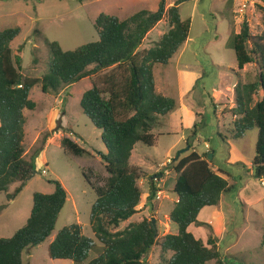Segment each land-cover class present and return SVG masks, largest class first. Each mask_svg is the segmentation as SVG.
Listing matches in <instances>:
<instances>
[{
    "label": "rangeland",
    "instance_id": "obj_1",
    "mask_svg": "<svg viewBox=\"0 0 264 264\" xmlns=\"http://www.w3.org/2000/svg\"><path fill=\"white\" fill-rule=\"evenodd\" d=\"M176 1L0 0V32L8 28H21L20 36L13 43L14 54L22 57V72L25 76L41 78L50 60L46 40L59 43L64 51H74L99 40L95 21L101 14L125 20L140 11L156 12L163 2L168 10ZM236 1L199 0L181 6V19L191 21L189 43L187 47L183 45L167 68L172 80L181 75L184 102L193 112V115L186 117L188 142L181 140L180 123L176 119L171 121L169 116L167 120L171 124L168 122V125L161 127L157 134L165 129L174 131L172 134L158 136L154 147L136 146L131 165L142 167L146 174L139 182L142 201L137 208L139 213L131 221L122 224L119 230L123 231L131 223L148 219L155 220L159 241L167 234H177L178 227L169 218L171 207L178 201V197L172 193L177 178L173 168L180 159L194 152L200 156L212 154L210 166L218 173L223 172L220 175L234 189L222 196L217 208H206L200 213V226L208 224L211 228L193 226L192 231L203 239H207L213 232L219 240L221 253L234 264H264V180L253 178L252 165L256 156L258 132H249L239 142L225 140L229 137L228 130L233 120L230 112L235 107L233 86L228 85L225 92L216 94L219 101L217 105L212 99L214 89L220 90L222 83L232 85L238 82L235 52L226 48L235 28L239 30L243 22L247 21L253 36L264 35V2ZM171 3L174 4L169 7ZM232 5L233 10L236 9L233 15ZM235 17L239 20L236 21ZM170 28L168 18H165L150 31L139 52L160 42ZM36 31L40 33L35 34ZM157 68L156 75L162 83L167 70L163 66ZM226 68L230 71L227 72ZM258 72L256 64L248 65L240 73V80L244 83L255 81ZM111 74L118 75L119 72L109 69L58 94H45L41 86L32 90L30 98L37 107L33 111L24 112V145L27 160L37 154L36 175L29 179L24 190L9 204L6 195H0V239L11 238L26 224L32 212L34 195H50L54 192L51 181L63 184L68 200L50 238L42 245L24 252L25 264H73L70 261L50 259L48 247L61 230L74 224L81 225L84 234L96 241L90 215L96 200L95 189L105 186L109 177L103 160L107 150L102 141V131L86 117L80 102L93 84L103 87L105 78ZM174 91L175 97L178 96L176 88ZM194 132H197L196 135ZM64 138L77 143L86 153L76 157L65 150L62 147ZM153 182L158 191L155 199L150 201ZM17 186L11 187L10 192L15 191ZM150 203L153 205L152 212ZM211 210L215 213L211 214ZM210 219L212 223H209ZM97 253V249L92 251L84 264L95 259ZM159 254V248L154 247L146 257L147 264H159Z\"/></svg>",
    "mask_w": 264,
    "mask_h": 264
},
{
    "label": "trees",
    "instance_id": "obj_2",
    "mask_svg": "<svg viewBox=\"0 0 264 264\" xmlns=\"http://www.w3.org/2000/svg\"><path fill=\"white\" fill-rule=\"evenodd\" d=\"M195 1L177 0L168 10L163 2L156 12L140 11L125 20L101 14L95 21L99 40L74 51H64L59 43L46 40L50 60L41 78L25 76L22 57L14 54L13 43L21 28L0 32V195H6L7 204L24 190L36 170L37 154L27 160L24 145V112L37 107L30 98L32 90L41 86L45 94H58L109 69L119 72L106 77L103 87L93 84L80 102L86 117L102 131L107 150L103 160L109 177L105 186L95 189L96 200L90 215L96 241L84 234L81 225L68 226L49 245L50 259L84 264L97 249L98 256L89 264H147L146 257L158 247L159 264H234L221 253L212 229L207 239L191 230L200 226L198 217L204 209L218 207L222 196L234 189L220 175L223 172L218 173L210 166V154L200 156L194 152L173 168L177 178L172 193L178 201L171 207L169 218L177 225V234H167L159 241L157 225L148 219L119 230L139 213L137 208L142 201L139 182L146 174L131 165L133 151L137 145L154 147L158 140L155 130L177 107L175 99L158 91L156 68L168 65L188 41L191 21L181 19L180 7ZM165 18L170 30L153 47L139 52L150 31ZM230 47L236 55L238 72L234 73L237 72L238 82L234 88L235 107L230 112L233 120L225 140L239 142L257 130L253 178L261 181L264 180V35L253 36L245 21L240 33H232ZM252 64L258 66L257 79L244 83L240 73ZM62 147L76 157L86 153L69 138L62 140ZM16 184L19 186L11 193L10 188ZM50 184L54 185L52 194L34 195L26 224L11 238L0 239V264H25L24 252L42 245L54 232L68 193L61 182ZM157 191L154 182L151 183L150 201ZM201 226L211 228L208 224Z\"/></svg>",
    "mask_w": 264,
    "mask_h": 264
},
{
    "label": "crops",
    "instance_id": "obj_3",
    "mask_svg": "<svg viewBox=\"0 0 264 264\" xmlns=\"http://www.w3.org/2000/svg\"><path fill=\"white\" fill-rule=\"evenodd\" d=\"M199 0H196L195 2H198ZM236 1V0H235ZM195 2H193V3H195ZM174 3H171L170 5H169V7H171L172 5H173ZM233 4V3H232ZM235 4L236 5H238V3H237V1L235 2ZM169 7H167V9L169 8ZM234 7H235V5H234ZM181 8V7H180ZM231 10H232V15H233V13H234V11H236V9H234L233 10V5H232V7H231ZM181 15V14H180ZM235 19H236V17H235ZM237 20H239L238 18L236 19V21ZM235 21V20H234ZM234 21H233V19H232V22H233V24L236 26L237 24L236 23H234ZM237 30V31H236ZM240 31H241V27H239V30L237 29V27L235 28V30H234V32L236 33V34H238V33H240ZM188 43H189V39H188V41L185 43V46L187 47V45H188ZM183 47V46H182ZM181 47V48H182ZM226 48L227 49H231V47H230V40L227 42V44H226ZM181 50V49H180ZM179 50V51H180ZM178 54V53H177ZM176 56V55H175ZM170 64H171V61H170V63L168 64V65H166V66H163L164 68H166V72L164 73V76H163V80H162V83H160V80L157 78V75H156V85H157V89H158V91L161 93V94H163L164 96H166V97H171V98H173V99H175L176 100V103H177V107H176V109L173 111V112H171L170 114H168L164 119H163V125L161 126V127H164V126H166V125H168V122H169V125L171 124V121L173 120V119H176V121H178V124L180 123V125H179V128H180V132L182 133V137H181V140H186L187 141V136H186V134L189 132V129H186V117L188 116V115H193V112H191L187 107H186V103L184 102V100H185V96H184V90H183V85H182V80H181V75L179 74L177 77H175V78H177V79H175V80H172V78H171V76L169 75V71H168V66H170ZM237 65V64H236ZM160 66H162V65H160ZM158 67V66H157ZM157 69L158 68H156V72H157ZM227 69V68H226ZM228 71H230L229 69H227V72ZM232 71V70H231ZM161 78V77H160ZM237 83V82H236ZM236 83H234L233 82V84L232 85H230L228 82L227 83H222L223 84V86H222V88L220 89V90H217V89H214V96L212 97V99H213V102H214V104L215 105H217V103H219V101H217V99H218V97H217V93H220L221 94V92H225V89H226V87H228V85L229 86H233V88H235V86H236ZM174 88H176L177 89V95L178 96H176L175 97V95H174V93H175V91H174ZM178 97H179V99H178ZM169 116H171L170 118H171V121H168L167 120V118L169 117ZM177 124V125H178ZM160 127V128H161ZM160 128H158V129H156L155 130V134L157 135V137L158 136H163V135H165V134H172L171 132H174V131H171V130H168V129H165L164 131H159V133L157 134V130H159ZM176 132H177V130H176ZM188 142V141H187ZM138 146V145H137ZM136 149V148H135ZM134 153H135V150L133 151V155H134ZM133 155H132V157H133ZM141 169H142V167H140ZM218 169V168H217ZM222 171V170H221ZM217 208V207H216ZM209 209H215V208H209ZM205 210V209H204ZM215 212L214 211H212L211 210V214H214ZM212 219H210V221H209V223H212V221H211ZM193 228H191V230H192ZM196 234V233H195ZM51 244V243H50ZM49 244V245H50ZM31 257H32V255H30V259H31Z\"/></svg>",
    "mask_w": 264,
    "mask_h": 264
},
{
    "label": "water",
    "instance_id": "obj_4",
    "mask_svg": "<svg viewBox=\"0 0 264 264\" xmlns=\"http://www.w3.org/2000/svg\"><path fill=\"white\" fill-rule=\"evenodd\" d=\"M209 160H212V154L209 155ZM35 175H36V173L34 172L33 177H34ZM33 177H32V178H33ZM150 208H151V212H152V208H153L152 203H150ZM153 223H154V225L156 224V223H155V220H153Z\"/></svg>",
    "mask_w": 264,
    "mask_h": 264
}]
</instances>
